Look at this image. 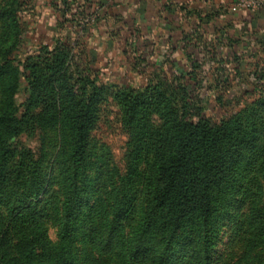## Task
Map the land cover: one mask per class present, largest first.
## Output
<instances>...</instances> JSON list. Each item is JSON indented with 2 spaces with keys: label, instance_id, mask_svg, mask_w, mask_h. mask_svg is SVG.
<instances>
[{
  "label": "trees",
  "instance_id": "obj_1",
  "mask_svg": "<svg viewBox=\"0 0 264 264\" xmlns=\"http://www.w3.org/2000/svg\"><path fill=\"white\" fill-rule=\"evenodd\" d=\"M15 1L6 0L0 9V18L10 26V42L19 39ZM88 5L84 13L93 14ZM9 51L0 50V264H69L79 232L102 252H114L115 264H170L175 239L188 225L202 233L205 246L203 258L193 254L192 264H210L206 255L216 214L244 189L243 181H255L264 162L244 163L246 155L260 149L257 133L240 118L213 124L201 108L196 114L181 105L202 83L197 80L199 58L188 57L189 68L174 70L175 79L183 80L181 101L161 84L117 92L131 160L117 182L101 174L91 183V134L103 100L94 69H79L69 36L41 45L22 69ZM22 77L29 98L26 112L18 114L14 96ZM34 118L37 124L28 129L33 133L56 126L69 131V157L54 179L44 172L43 148L34 151L15 143ZM56 183L58 189L52 190ZM50 215L58 222L56 243L43 229Z\"/></svg>",
  "mask_w": 264,
  "mask_h": 264
},
{
  "label": "rangeland",
  "instance_id": "obj_2",
  "mask_svg": "<svg viewBox=\"0 0 264 264\" xmlns=\"http://www.w3.org/2000/svg\"><path fill=\"white\" fill-rule=\"evenodd\" d=\"M5 2L0 0V9ZM13 8L18 20L19 39L8 41L10 26L0 18V50H10L8 55L21 69L23 62L38 53L41 45H53L54 40L68 36L75 49L74 62L79 69L88 71L90 66L94 69V73L90 72L96 78V85L103 89V100L100 118L91 134L89 178L92 183L102 174L111 182H117V174H125L126 164L131 160L130 135L123 124L117 92L137 91L161 84L181 101L179 89L183 80L175 79L171 66L162 69L156 63H146L139 41L132 35L116 32L119 27L128 31L138 28L129 19L121 20L119 24V21L103 15L94 18V14L84 13V0H16ZM150 54L154 55L153 51ZM237 66L233 68L227 63L223 70L214 62L204 63L197 79L198 82L202 80L201 85L196 86L181 105L188 104L196 114L197 108H201L203 117L213 124L233 117L240 118L243 126L257 133L260 149L259 153L246 155L244 163L264 162V61L259 71L256 62L239 61ZM28 98L27 82L22 77L14 96L18 114L26 112ZM39 110L36 109L34 114L32 112L33 117L38 115ZM37 121L38 118L29 120L25 125L26 131L15 143L34 151L43 148L44 172L54 179L60 174V165L64 166L69 157V131L58 126L43 133H33L32 129L28 131ZM245 176L244 171L242 177ZM254 176L255 181H243L244 189L233 193L216 214L217 226L206 255L210 264H264V169ZM254 186L258 192L252 191ZM51 189H58V184H53ZM109 190L112 188L109 187ZM253 195L255 198L252 200ZM261 214L262 219L259 220ZM43 229L48 240L56 243L58 222L55 216L43 219ZM203 244L202 233H197L192 225L186 226L175 239L172 252L175 255L171 254L173 258L171 256L169 263L180 260L179 264H192L193 254L198 253V257L203 258ZM113 254L112 251L104 253L96 244L84 241L83 233L79 232L68 260L69 264H115Z\"/></svg>",
  "mask_w": 264,
  "mask_h": 264
},
{
  "label": "crops",
  "instance_id": "obj_3",
  "mask_svg": "<svg viewBox=\"0 0 264 264\" xmlns=\"http://www.w3.org/2000/svg\"><path fill=\"white\" fill-rule=\"evenodd\" d=\"M238 0H84L94 18L131 20L138 28L119 27L139 41L146 63L173 70L189 68L196 56L224 67L239 61H264V9L241 10ZM88 5V6H90ZM124 31V32H123ZM153 51V54H150ZM237 58L239 60H237Z\"/></svg>",
  "mask_w": 264,
  "mask_h": 264
},
{
  "label": "built area",
  "instance_id": "obj_4",
  "mask_svg": "<svg viewBox=\"0 0 264 264\" xmlns=\"http://www.w3.org/2000/svg\"><path fill=\"white\" fill-rule=\"evenodd\" d=\"M237 6L241 10L264 9V0H238Z\"/></svg>",
  "mask_w": 264,
  "mask_h": 264
}]
</instances>
